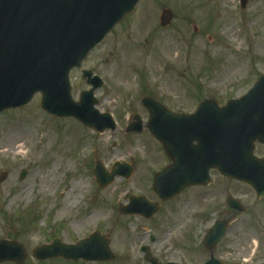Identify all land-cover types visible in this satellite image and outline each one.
Wrapping results in <instances>:
<instances>
[{"label": "rangeland", "instance_id": "374dc122", "mask_svg": "<svg viewBox=\"0 0 264 264\" xmlns=\"http://www.w3.org/2000/svg\"><path fill=\"white\" fill-rule=\"evenodd\" d=\"M163 9L173 14L167 27L160 24ZM168 40L178 46L170 56L162 51ZM136 53L135 59L129 58ZM82 68L104 79L103 87L95 92L97 108L114 116L116 129L99 133L74 118L51 115L42 109L40 93L27 105L0 113V173L9 174L0 183V239H15L25 246L22 264H150L144 260L142 245L149 246L159 264H203L209 259L202 243L206 231L215 220L236 214L228 213V191L246 210L230 222L214 248L215 257L224 264L264 263V199L259 200L246 183L225 178L217 170H212L209 185L186 188L162 201L151 219L118 210L120 204L128 203L127 192L160 201L153 178L170 163L149 130L125 131L134 114L147 122L143 96H152L174 111L190 112L204 98L223 105L245 94L264 75V0H248L245 7L241 0H141L89 53ZM81 70L70 73L74 100L90 88ZM123 72L131 74L130 83ZM25 127L30 134L24 148L16 150L12 138ZM65 140L67 145H63ZM256 154L264 156L263 144L257 143ZM95 160L107 169L116 161L129 162L134 173L103 188L93 173ZM22 169L28 170L24 179L20 178ZM47 174L55 179L46 192L38 193ZM80 181L83 186L78 188ZM28 186L31 190L26 196ZM64 204L67 209L63 211ZM245 224L252 230L239 229ZM173 225L178 226L176 232L170 230ZM96 229L110 241L111 261H39L33 256L36 246L56 237L75 244ZM247 237L259 240L254 255V251L242 252Z\"/></svg>", "mask_w": 264, "mask_h": 264}, {"label": "water", "instance_id": "95a60500", "mask_svg": "<svg viewBox=\"0 0 264 264\" xmlns=\"http://www.w3.org/2000/svg\"><path fill=\"white\" fill-rule=\"evenodd\" d=\"M139 0H0V111L19 106L41 91L42 107L58 116H72L98 132L115 129L110 114L100 113L94 106L98 101L94 90L102 85L89 70L83 71L94 85L75 102L71 96L69 72L80 67L89 51L119 22L133 11ZM245 7L247 0H241ZM172 11L164 9L161 24L168 26ZM150 111L147 124L151 133L162 142L172 164L155 176L154 189L164 200L172 198L185 187L208 184L209 171L218 168L225 176L245 180L264 197V158L254 155L255 142L264 144V75L241 99L230 100L220 107L214 99L204 100L192 114H176L150 97L143 98ZM140 116H134L127 132H141ZM196 141L197 143H194ZM108 172L97 161L95 176L105 187L115 176L128 178L133 169L116 163ZM28 171L24 169L21 179ZM7 173L0 175L5 180ZM130 204L121 212L141 214L150 218L159 209L145 197L130 196ZM228 203L243 211L232 197ZM226 231V222L218 221L204 239L211 258L206 264H222L213 249ZM145 258L152 264L157 260L144 247ZM34 255L45 260L55 256L111 260L109 240L99 231L76 245H65L59 238L52 244L37 248ZM26 250L13 240H0V263H22ZM176 264V263H169Z\"/></svg>", "mask_w": 264, "mask_h": 264}, {"label": "bare ground", "instance_id": "6f19581e", "mask_svg": "<svg viewBox=\"0 0 264 264\" xmlns=\"http://www.w3.org/2000/svg\"><path fill=\"white\" fill-rule=\"evenodd\" d=\"M177 49H178L177 44L173 43L172 40H168V41L166 42L164 48L162 49V51H163V53H165L166 55L170 56L174 51H177ZM137 56H138V53H136V54L130 56L129 58H130V59H135ZM177 56H178V54H177L175 57H177ZM123 76H124V78L126 79V81H127L128 83H130V77H131V74H130V73L123 72ZM170 88H171V89H174V86L172 85ZM29 134H30V130H29V128L25 127L21 132H19L16 136H14V138H12V146L16 145V146H15L16 150H19V149L24 148V146H25V141H26V139H27V137H28ZM18 142H20L21 144L18 143ZM67 144H68V143H67V140H65L63 145H67ZM55 167H57V164L55 165ZM53 171H54V169H52V170L50 171V173H53ZM48 174H49V173H48ZM48 174L45 175V177L41 180V182H40L41 185H40V187H39L38 193H44V192H46L48 186H49L50 183L52 182V179H55L54 177H53V178L50 177ZM77 186H78V188H79V186L82 187V186H83V182H82V181L78 182V183H77ZM73 189H74V187H72V190H73ZM30 190H31V187H30V186H28V187L25 189V195H26V196L29 195ZM74 198H75L74 203H75V202L77 203V202H78V198H77V196L74 197ZM66 207H67V206L64 204L62 210L64 211L65 209H67ZM91 216H92V215L89 214V215L86 216L83 220L86 222V221H87L86 219H90ZM92 218H93V217H92ZM261 226L264 228V225H261ZM177 227H178L177 225H173L172 227H170V230L172 229L173 232H176ZM239 229H241V230H244V229H246V230H252V227H251V225H249V224H245V225H242ZM172 231H171V232H172ZM246 232H248V231H246ZM31 241H35V240L32 239ZM258 241H259V240H257L256 238H253V237H247V238L244 240V242H243V246H244V248L242 249V252L248 254L249 252L254 251V253L252 254V255H254V254L258 251V249H259V242H258ZM228 247L231 248V244L228 245ZM249 260H250V259H248L247 261H249Z\"/></svg>", "mask_w": 264, "mask_h": 264}, {"label": "flooded vegetation", "instance_id": "af4514ba", "mask_svg": "<svg viewBox=\"0 0 264 264\" xmlns=\"http://www.w3.org/2000/svg\"><path fill=\"white\" fill-rule=\"evenodd\" d=\"M189 188H194V187H189ZM231 211L229 210L228 213H230Z\"/></svg>", "mask_w": 264, "mask_h": 264}]
</instances>
